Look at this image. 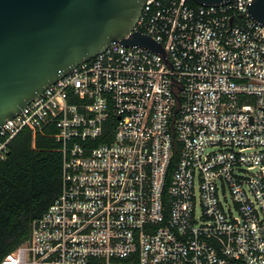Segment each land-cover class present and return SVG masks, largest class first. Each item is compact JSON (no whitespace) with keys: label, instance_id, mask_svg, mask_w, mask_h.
Masks as SVG:
<instances>
[{"label":"built area","instance_id":"1","mask_svg":"<svg viewBox=\"0 0 264 264\" xmlns=\"http://www.w3.org/2000/svg\"><path fill=\"white\" fill-rule=\"evenodd\" d=\"M250 0H147L128 33L0 124L49 136L60 185L0 264H264V25ZM128 33L124 37L128 36Z\"/></svg>","mask_w":264,"mask_h":264},{"label":"water","instance_id":"2","mask_svg":"<svg viewBox=\"0 0 264 264\" xmlns=\"http://www.w3.org/2000/svg\"><path fill=\"white\" fill-rule=\"evenodd\" d=\"M146 1L0 0V124L42 88L113 41L162 52L148 35L128 33ZM245 11L264 25V0L246 2Z\"/></svg>","mask_w":264,"mask_h":264},{"label":"trees","instance_id":"3","mask_svg":"<svg viewBox=\"0 0 264 264\" xmlns=\"http://www.w3.org/2000/svg\"><path fill=\"white\" fill-rule=\"evenodd\" d=\"M49 136L19 130L0 159V258L23 241L60 185V154Z\"/></svg>","mask_w":264,"mask_h":264}]
</instances>
